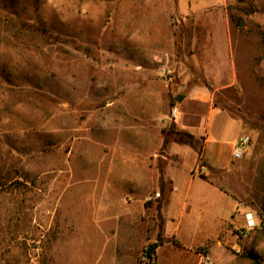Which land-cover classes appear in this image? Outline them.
Wrapping results in <instances>:
<instances>
[{
	"label": "rangeland",
	"instance_id": "1",
	"mask_svg": "<svg viewBox=\"0 0 264 264\" xmlns=\"http://www.w3.org/2000/svg\"><path fill=\"white\" fill-rule=\"evenodd\" d=\"M212 110L225 149L250 139L214 177L238 207L160 264H264V0H0V264H145L193 160L170 167L176 120Z\"/></svg>",
	"mask_w": 264,
	"mask_h": 264
},
{
	"label": "crops",
	"instance_id": "2",
	"mask_svg": "<svg viewBox=\"0 0 264 264\" xmlns=\"http://www.w3.org/2000/svg\"><path fill=\"white\" fill-rule=\"evenodd\" d=\"M210 113V122L207 119L205 121L200 120L195 126L186 124L184 118L176 120L182 130L199 139L201 144L196 149L189 145L175 142L168 149V152L176 157L177 165L170 166L171 168L181 167L184 158L188 156L193 157V160L188 167V180L183 186L176 183L170 173L166 172V177L171 180V189L161 211L164 218L163 233L168 242L158 248L157 255L165 248H170V251L177 254H179L180 250L197 254V249L202 247L205 248L207 254L213 253L216 244L219 243L218 237L226 229V226L234 217V211L238 207V202L226 190L217 185L214 177L224 175L230 171L233 162L230 159V154L240 134L231 141L228 149H225L224 143L216 139L210 131L211 121L218 113L213 110ZM226 119L235 122L234 119L228 117ZM129 130L133 131L134 127L131 126ZM151 140L144 141L141 148L135 147L136 149L134 150L143 151ZM128 147L131 149L134 146L129 145ZM198 151H200V155ZM200 175L205 176L207 179L201 178ZM141 187V183L137 181L134 187L136 195L139 192L137 189ZM144 202L145 198L143 199L141 196L133 204L142 209V214L151 212V207H143ZM157 202L159 200L153 199L152 201V203ZM183 229L191 236L204 237L202 242L184 243L179 236L182 234ZM149 232L150 234L154 232L153 224L150 227L146 225L145 233ZM213 241L216 244H211ZM133 264L139 263L133 260ZM157 264H160L158 259ZM166 264H174V259L168 260Z\"/></svg>",
	"mask_w": 264,
	"mask_h": 264
},
{
	"label": "trees",
	"instance_id": "3",
	"mask_svg": "<svg viewBox=\"0 0 264 264\" xmlns=\"http://www.w3.org/2000/svg\"><path fill=\"white\" fill-rule=\"evenodd\" d=\"M180 98H182V97H180ZM174 138H175V141L177 143L186 144V145L191 146L192 148H196L195 137L185 130L175 131L174 132ZM166 143H167V138L164 139V146ZM198 148H196V149H198ZM198 153L200 155V151H198ZM200 177L203 179H207L203 175H200ZM164 242H165V239L163 237V222L161 221L160 232L158 234L156 241L147 244L146 247H144V249H143V255L146 258L145 264H157L156 252H157V249L164 244ZM176 244H178V243H176ZM253 264H258V263L256 261H253Z\"/></svg>",
	"mask_w": 264,
	"mask_h": 264
},
{
	"label": "built area",
	"instance_id": "4",
	"mask_svg": "<svg viewBox=\"0 0 264 264\" xmlns=\"http://www.w3.org/2000/svg\"><path fill=\"white\" fill-rule=\"evenodd\" d=\"M174 117L176 116V110L173 111V114H172ZM250 142V139L248 136H240L237 141L235 142V145L233 147V151H232V154H233V158L235 160H238L240 158H242L246 148L248 147V144ZM201 259L203 260V263L204 264H210L209 262V258L202 254L201 255Z\"/></svg>",
	"mask_w": 264,
	"mask_h": 264
}]
</instances>
